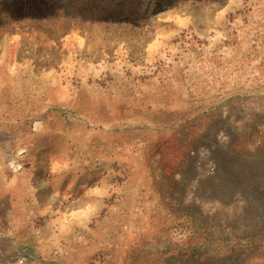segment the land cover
Instances as JSON below:
<instances>
[{
	"label": "rangeland",
	"instance_id": "1",
	"mask_svg": "<svg viewBox=\"0 0 264 264\" xmlns=\"http://www.w3.org/2000/svg\"><path fill=\"white\" fill-rule=\"evenodd\" d=\"M0 264H264V0H0Z\"/></svg>",
	"mask_w": 264,
	"mask_h": 264
}]
</instances>
